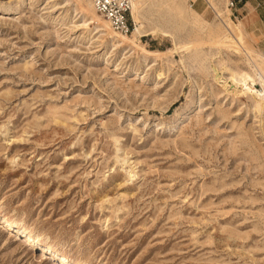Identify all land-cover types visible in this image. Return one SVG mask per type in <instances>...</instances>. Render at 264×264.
<instances>
[{"label": "rangeland", "instance_id": "obj_1", "mask_svg": "<svg viewBox=\"0 0 264 264\" xmlns=\"http://www.w3.org/2000/svg\"><path fill=\"white\" fill-rule=\"evenodd\" d=\"M142 2L141 49L91 0H0V218L36 241L0 225V264H264V105L217 80L256 73L264 3L248 35Z\"/></svg>", "mask_w": 264, "mask_h": 264}, {"label": "bare ground", "instance_id": "obj_2", "mask_svg": "<svg viewBox=\"0 0 264 264\" xmlns=\"http://www.w3.org/2000/svg\"><path fill=\"white\" fill-rule=\"evenodd\" d=\"M143 0H138L133 4L131 14L136 12L141 6ZM92 3V1H91ZM92 8L94 9L95 12L96 9L93 6L92 3ZM86 12H89L88 10H85ZM92 13V12H90ZM99 14V13H98ZM96 16V15H95ZM95 19L98 21L99 24L102 25L106 29V31L109 32L110 39H112L113 42H119L120 44H129L132 47L135 48H141V46L137 45L134 41L131 39H134L133 37L130 38L132 35H135L134 32H132L131 35H122L117 33L111 26V24L106 20V22H102L98 17H95ZM137 32V29H136ZM243 52H246V55L249 57V52L244 50ZM262 62L261 63H256L255 64V74H251L248 71H240L238 73H233L230 78H224L218 75V82L221 84L222 89L225 92H229L231 90H236L235 96H252L253 98L257 99L260 103V105H264V54L261 56ZM217 69V68H216ZM218 72V71H217ZM223 76V75H222ZM259 87H262V90H258ZM0 225L6 227L7 231H9L10 234L14 236H19L20 234L27 239L28 242H33L35 243V239L28 234L22 227H20L17 224L11 223L9 220L6 218H0ZM38 245V242H37ZM34 246V245H33ZM38 248V247H37ZM44 252L50 250L46 248L45 246L40 247ZM51 256L54 258H59L58 255H56L54 252H50ZM62 262L66 261L63 258H60Z\"/></svg>", "mask_w": 264, "mask_h": 264}, {"label": "built area", "instance_id": "obj_3", "mask_svg": "<svg viewBox=\"0 0 264 264\" xmlns=\"http://www.w3.org/2000/svg\"><path fill=\"white\" fill-rule=\"evenodd\" d=\"M97 13L106 19L119 34L131 35L135 23L131 17L133 4L138 0H91ZM232 1L230 8L234 7Z\"/></svg>", "mask_w": 264, "mask_h": 264}, {"label": "crops", "instance_id": "obj_4", "mask_svg": "<svg viewBox=\"0 0 264 264\" xmlns=\"http://www.w3.org/2000/svg\"><path fill=\"white\" fill-rule=\"evenodd\" d=\"M234 2V7L231 8L233 16L236 21H241L244 24V29L249 35V20L254 23L261 21L260 19V9L261 3H264V0H232ZM253 10L250 11V8Z\"/></svg>", "mask_w": 264, "mask_h": 264}]
</instances>
